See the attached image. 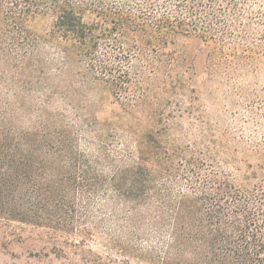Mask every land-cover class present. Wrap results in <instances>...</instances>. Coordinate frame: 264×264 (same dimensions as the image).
I'll use <instances>...</instances> for the list:
<instances>
[{
	"label": "trees",
	"instance_id": "obj_1",
	"mask_svg": "<svg viewBox=\"0 0 264 264\" xmlns=\"http://www.w3.org/2000/svg\"><path fill=\"white\" fill-rule=\"evenodd\" d=\"M262 70L264 0H0V225L57 264H264ZM94 91L147 117L130 153ZM94 219L138 262L75 237Z\"/></svg>",
	"mask_w": 264,
	"mask_h": 264
},
{
	"label": "rangeland",
	"instance_id": "obj_2",
	"mask_svg": "<svg viewBox=\"0 0 264 264\" xmlns=\"http://www.w3.org/2000/svg\"><path fill=\"white\" fill-rule=\"evenodd\" d=\"M37 25L41 27L43 22ZM192 48L197 51L194 45ZM204 57L203 53H198L197 68L200 75ZM261 83L264 84V70L261 74ZM87 94L81 98V114L90 115L99 121L104 127L105 142L110 148H116L124 154L130 153L131 134L145 132L151 127L147 117L142 113H131L126 110L107 92L94 91ZM15 225V228L10 229L15 230L13 233L0 225V264H57L52 253L53 243L45 234L29 225ZM115 228V225L111 226L108 222L94 219L84 228L81 227L75 237L87 240L95 250L103 254L138 262L131 257V228L122 230L125 231L126 238ZM37 254H40L41 258L37 257Z\"/></svg>",
	"mask_w": 264,
	"mask_h": 264
}]
</instances>
